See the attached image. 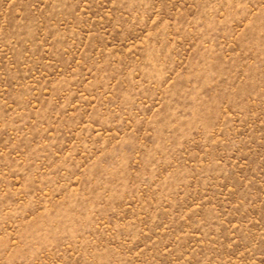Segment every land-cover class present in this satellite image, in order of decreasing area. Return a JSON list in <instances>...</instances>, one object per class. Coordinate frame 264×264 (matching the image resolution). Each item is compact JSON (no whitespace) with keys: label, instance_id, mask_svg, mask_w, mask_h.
Here are the masks:
<instances>
[{"label":"rangeland","instance_id":"374dc122","mask_svg":"<svg viewBox=\"0 0 264 264\" xmlns=\"http://www.w3.org/2000/svg\"><path fill=\"white\" fill-rule=\"evenodd\" d=\"M0 264H264V0H0Z\"/></svg>","mask_w":264,"mask_h":264}]
</instances>
